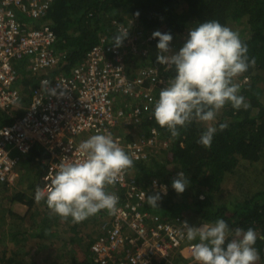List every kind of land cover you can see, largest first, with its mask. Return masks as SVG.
Listing matches in <instances>:
<instances>
[{
  "label": "trees",
  "instance_id": "16d2710c",
  "mask_svg": "<svg viewBox=\"0 0 264 264\" xmlns=\"http://www.w3.org/2000/svg\"><path fill=\"white\" fill-rule=\"evenodd\" d=\"M134 15L138 23L135 31L144 35L156 30L172 34L170 54L183 46L190 28L215 19L238 31L248 46L249 57L255 59L254 65L236 77L240 94L250 107L234 110L230 104L225 105L216 121L210 123L218 127L226 122L228 126L222 131L218 129L210 147L198 143L206 127L203 122L193 121L180 128L178 137H172L166 127L156 122L152 113L159 86L149 90L148 97L153 100L140 120L127 127L129 133L120 132L118 125L112 128V134L130 142L151 138L156 132L163 142L148 148L145 159H132V166L125 169L133 175H128L129 180H136L143 188L154 180L167 185V194H161L158 206L148 204L150 212L162 220L180 218L196 227L217 218L225 219L232 230L251 227L258 237L257 264H264V0H55L45 19L57 35L54 49L63 60L54 73L69 74L84 62L102 35L112 42L116 27L127 24ZM131 31L134 33V28ZM156 45L154 39L148 57L134 58L128 63L131 77L141 66L149 65L157 67L158 77L166 81L175 75L174 66L157 62ZM25 68L23 65L20 69L23 99L8 113L0 109V128L24 115L31 102L35 83L29 81ZM143 88L147 91L150 84ZM138 99L117 100L116 107H124L126 101L142 106L145 94ZM27 157L28 162L19 171L25 173L30 192L9 189L14 184L0 189V264H102L90 251L96 236L90 225H86L87 218L73 222L70 217L62 218L52 212L43 200L35 201V189L41 187L40 177L45 172V166L38 165L36 158L47 159L48 155L36 147ZM33 163L40 168L31 179L28 173L33 165H28ZM172 165L174 169H170ZM180 171L190 178V185L177 194L172 180ZM15 204L26 206V211L18 214L13 208ZM101 212L105 214L104 210ZM64 229L66 234L62 236ZM187 243L185 240L171 253L173 263L191 261L188 256H182ZM161 264L170 263L165 258Z\"/></svg>",
  "mask_w": 264,
  "mask_h": 264
},
{
  "label": "built area",
  "instance_id": "2783aa9c",
  "mask_svg": "<svg viewBox=\"0 0 264 264\" xmlns=\"http://www.w3.org/2000/svg\"><path fill=\"white\" fill-rule=\"evenodd\" d=\"M54 1L0 0V109L8 113L23 99L19 63L30 69L29 81L35 83L24 115L0 128V186L12 183L14 170L36 147L48 155L47 159L36 158V163L45 166L41 177V188H45L51 187L59 163L83 158L78 146L98 132L110 133L134 161L145 159L148 148L163 144L156 132L151 138L130 142L112 134V128L120 124L128 127L138 122L153 100L148 97L149 90L168 84L158 77L155 66H141L133 77L128 70L134 58L149 56L152 33L135 31L138 23L134 15L127 24L116 27V33L128 31L122 46L115 47L102 35L84 62L69 74L54 73L63 64L54 49L57 35L45 20ZM25 22L34 27H27ZM148 83L150 88L145 91L143 87ZM51 89H56L55 95ZM143 94L142 106L126 101L124 107H116V97L139 100ZM161 187L168 190L157 180L143 188L136 180H129L125 169L114 184L107 186L118 196V203L116 211L104 210L100 234L90 247L99 262L161 264L166 258L175 264L171 253L186 240L181 238L186 232L185 221L162 220L148 210L147 196ZM192 244L186 245L191 261L185 264L197 262L192 256Z\"/></svg>",
  "mask_w": 264,
  "mask_h": 264
},
{
  "label": "clouds",
  "instance_id": "9594fccd",
  "mask_svg": "<svg viewBox=\"0 0 264 264\" xmlns=\"http://www.w3.org/2000/svg\"><path fill=\"white\" fill-rule=\"evenodd\" d=\"M138 15V14H137ZM128 31L112 37L115 47L122 46ZM157 62L174 66L175 75L159 91L154 102L153 117L161 127H166L172 137L180 135V128L193 121L206 127L198 143L210 147L215 134L227 128V123H213L217 114L230 104L234 110H247L250 105L240 94L236 77L246 72L255 59L248 55V46L238 31L218 20L200 22L188 30L187 38L178 52L170 54V32L156 30ZM128 91V89H125ZM53 95L56 89H51ZM78 151L83 158L62 160L51 180V187L35 189L36 202L43 200L47 207L62 218L80 222L101 210L116 211L118 196L107 186L114 184L119 174L132 166L133 160L112 138L110 133L91 135L82 141ZM42 184V183H41ZM190 185V178L183 171L172 180V188L182 194ZM161 187L148 195L151 206H158ZM186 232L181 238L192 244V256L198 264H257L260 259L255 247L256 230L249 227L230 229L223 218L191 226L184 222Z\"/></svg>",
  "mask_w": 264,
  "mask_h": 264
},
{
  "label": "rangeland",
  "instance_id": "374dc122",
  "mask_svg": "<svg viewBox=\"0 0 264 264\" xmlns=\"http://www.w3.org/2000/svg\"><path fill=\"white\" fill-rule=\"evenodd\" d=\"M25 25L27 26V27H29V28H33L34 26H28V22H25ZM23 65H24V63H19V65H18V67L21 69V68H23ZM25 70L26 71H28V72H30V69L28 68V67H26L25 68ZM131 70H133V69H131ZM22 72H24V71H22ZM120 98H122V97H116V99H120ZM121 100V99H120ZM119 128H120V132H122L123 134H128L129 132L128 131H130V129L129 128H127V127H125V126H123L122 124H120L119 125ZM33 165V168H31L32 169V172L31 173H28L30 176H31V179L33 178V177H35V170L36 169H39V167L40 166H37L36 164H30V165H28V166H32ZM44 166V165H43ZM170 169H174V166L172 165V166H170ZM131 175V173H129V171H128V175ZM21 175H24L23 177H24V179H22V181L21 182H17L16 184H14L13 186H10V188L9 189H15V190H18V191H27L28 190V193L30 192V187L28 186V182L26 181V179H25V173L23 172V173H21ZM21 175L19 174V176L21 177ZM18 176V177H19ZM131 176H133V175H131ZM1 187L2 186H0V189H1ZM14 190V191H15ZM14 211L15 212H17L18 214H23L25 211H26V209H27V207L26 206H22V205H19V204H15L14 205ZM185 212V211H184ZM184 212L182 211V213L184 214ZM110 213V212H109ZM108 213V214H109ZM101 216H102V212L101 211H99L97 214H95V215H92V216H90V217H88L86 220H85V222H86V225L88 224V225H90V227H91V229H93V231H94V233H96V231L98 230V229H96V227H94L97 223H96V219L98 220V218L100 219L101 218ZM96 223V224H95ZM99 226H100V224H99ZM66 234V231H65V229L63 230V233H61V235L62 236H65V234Z\"/></svg>",
  "mask_w": 264,
  "mask_h": 264
},
{
  "label": "crops",
  "instance_id": "0c3cea01",
  "mask_svg": "<svg viewBox=\"0 0 264 264\" xmlns=\"http://www.w3.org/2000/svg\"><path fill=\"white\" fill-rule=\"evenodd\" d=\"M29 73V72H28ZM123 102L126 100V98H124V97H122V98H120ZM119 99V100H120ZM118 100V99H117ZM28 158V157H27ZM27 158H24L22 161H21V163L19 164V166L14 170V172H13V175H12V180H11V182H12V184H10V185H13V184H16L18 181L19 182H21V179H20V176H19V174L21 173L20 171H21V169H19V168H21L22 166H24V165H26V163L28 162V160H27V162H26V159ZM36 164V163H35ZM38 165H42V164H38ZM37 165V166H38ZM40 168V167H39ZM20 170V171H19ZM19 176V177H18ZM42 177V176H41ZM40 177V178H41ZM38 178V180L40 179L39 178V176L37 177ZM148 208V207H147ZM149 210V209H148ZM158 216V215H157ZM104 217H102L101 216V218L99 219L98 218V220L96 219V225L94 226V227H96V229H98L97 231H96V233H94V231H93V229H92V232L95 234V238H97L98 236H99V234H100V226H99V224H101V222H102V219H103ZM182 256L184 257V256H188V254L186 253V250L185 249H183L182 250Z\"/></svg>",
  "mask_w": 264,
  "mask_h": 264
}]
</instances>
